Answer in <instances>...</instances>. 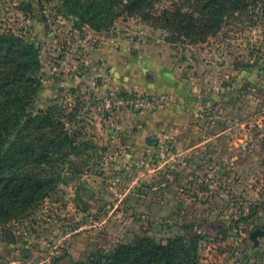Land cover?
Segmentation results:
<instances>
[{
  "label": "rangeland",
  "instance_id": "obj_1",
  "mask_svg": "<svg viewBox=\"0 0 264 264\" xmlns=\"http://www.w3.org/2000/svg\"><path fill=\"white\" fill-rule=\"evenodd\" d=\"M62 3L0 0V33L38 51L27 114L45 117L48 154L26 165L43 177L40 194L0 221V264H83L118 244L149 251L141 264H264V201L237 198L225 169L188 162L148 118L174 94L212 101L221 80H263L264 15L231 10L207 29L199 1L153 0L78 28Z\"/></svg>",
  "mask_w": 264,
  "mask_h": 264
},
{
  "label": "trees",
  "instance_id": "obj_2",
  "mask_svg": "<svg viewBox=\"0 0 264 264\" xmlns=\"http://www.w3.org/2000/svg\"><path fill=\"white\" fill-rule=\"evenodd\" d=\"M65 16L74 25L99 29L110 26L123 13L150 7L153 0H61ZM158 1V0H155ZM198 12L211 29L229 11L258 9L264 15V0H197ZM187 14L169 13L166 15ZM168 17V16H167ZM165 16L166 21L169 18ZM40 61L33 44L12 34L0 33V221L12 219L40 194L43 177L39 171H28L26 165L37 164L48 154L43 150L42 113L28 117L32 97L39 87ZM45 151V152H44ZM49 151V150H48ZM152 248H164L159 244ZM164 249H167L165 247ZM156 250V249H155ZM170 252V251H169ZM132 255L130 261L127 256ZM149 251L137 254V248L125 250L121 244L112 252L91 256L83 264H141ZM160 264H169L165 259Z\"/></svg>",
  "mask_w": 264,
  "mask_h": 264
},
{
  "label": "crops",
  "instance_id": "obj_3",
  "mask_svg": "<svg viewBox=\"0 0 264 264\" xmlns=\"http://www.w3.org/2000/svg\"><path fill=\"white\" fill-rule=\"evenodd\" d=\"M61 19L59 16L58 21ZM62 21L70 22L67 17ZM244 82L246 89L240 94ZM219 83L212 101L174 94L166 105L149 114L150 132L171 139L188 162L214 160L216 167L229 173L226 182L237 198L264 201V79ZM152 89L164 92L158 84ZM166 91L171 93L169 87ZM256 107L263 110L257 112ZM244 119L248 134L241 123Z\"/></svg>",
  "mask_w": 264,
  "mask_h": 264
},
{
  "label": "built area",
  "instance_id": "obj_4",
  "mask_svg": "<svg viewBox=\"0 0 264 264\" xmlns=\"http://www.w3.org/2000/svg\"><path fill=\"white\" fill-rule=\"evenodd\" d=\"M89 38V36H85V37H83V40L81 39V38H79V39H75V43L73 44V45H77L79 42H82V41H85V40H87ZM76 42H78V43H76ZM173 156H174V154H173ZM214 183L216 184L217 183V181H214Z\"/></svg>",
  "mask_w": 264,
  "mask_h": 264
}]
</instances>
